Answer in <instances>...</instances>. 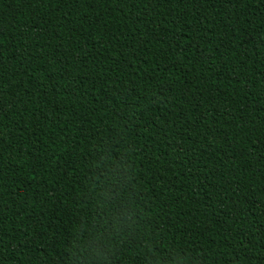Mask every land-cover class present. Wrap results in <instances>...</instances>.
I'll list each match as a JSON object with an SVG mask.
<instances>
[{"label": "trees", "instance_id": "16d2710c", "mask_svg": "<svg viewBox=\"0 0 264 264\" xmlns=\"http://www.w3.org/2000/svg\"><path fill=\"white\" fill-rule=\"evenodd\" d=\"M0 264H264V0H0Z\"/></svg>", "mask_w": 264, "mask_h": 264}, {"label": "clouds", "instance_id": "9594fccd", "mask_svg": "<svg viewBox=\"0 0 264 264\" xmlns=\"http://www.w3.org/2000/svg\"><path fill=\"white\" fill-rule=\"evenodd\" d=\"M113 182H117L119 179V171L113 173L110 177ZM112 230L117 233H121L125 228H131L135 223L133 219V213L128 211L127 209L123 210L122 213H116L112 218ZM96 239L100 242H103L104 238L101 236H97ZM104 247L107 245L98 246L95 249V255L98 260H106L107 253L104 251Z\"/></svg>", "mask_w": 264, "mask_h": 264}]
</instances>
